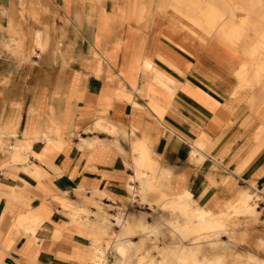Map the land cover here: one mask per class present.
<instances>
[{"label":"crops","instance_id":"1","mask_svg":"<svg viewBox=\"0 0 264 264\" xmlns=\"http://www.w3.org/2000/svg\"><path fill=\"white\" fill-rule=\"evenodd\" d=\"M218 27L160 0H0V264H78L62 200L185 193L264 264V52Z\"/></svg>","mask_w":264,"mask_h":264},{"label":"bare ground","instance_id":"2","mask_svg":"<svg viewBox=\"0 0 264 264\" xmlns=\"http://www.w3.org/2000/svg\"><path fill=\"white\" fill-rule=\"evenodd\" d=\"M160 2L163 8L175 10L209 33L226 19L227 22L218 28L222 30L223 25L232 28L234 34L230 40L238 48L244 47L247 30H254L257 42L253 51L264 52V0ZM233 9L245 12L246 16L240 17L239 23L234 21L236 16L232 15ZM38 47L43 48L42 44H38ZM159 206V214L151 224L147 222L144 214L133 218L119 215L109 219L101 212L97 213L93 222L89 219L87 210L78 209L69 201L62 200L61 212L70 218L71 225L75 226V233L88 238L91 244L86 248L75 247L71 255L60 254L61 258L78 264H108L109 254L114 257V264H226L233 259V239L226 242L219 239L225 230V224L212 219L196 207L189 193ZM25 223L31 224L26 226V231L35 233L38 220L35 217L27 218L19 226L23 227ZM111 224L120 228L112 237L108 235ZM56 237L60 238L61 233L57 232ZM109 237L114 242L111 247L102 244ZM134 237H139V240H133ZM147 242L154 244L155 252L146 251ZM158 243H163V246L160 247ZM251 260L252 264H258L254 258Z\"/></svg>","mask_w":264,"mask_h":264},{"label":"rangeland","instance_id":"3","mask_svg":"<svg viewBox=\"0 0 264 264\" xmlns=\"http://www.w3.org/2000/svg\"><path fill=\"white\" fill-rule=\"evenodd\" d=\"M232 15H235L238 18L246 16L245 12L240 11V10H235V9L232 10ZM262 27L264 28V26H262ZM159 208H160L159 205L152 206V205L136 204V205H132V207H130L126 211H118V210L116 211V210H113L114 207H112L111 211L110 210L105 211L104 207H102L101 214L102 215L105 214V216H108L109 219H113L114 217L119 216V215L125 216L127 218H133L139 214H144L147 217V222L151 224V223H154L156 216L159 214L158 213ZM91 215H92V217L97 216V214H90V213L88 216H91ZM95 220H96V217H95ZM109 227L110 228L108 231L109 232L108 235H111V237L120 231V228L114 224H111ZM237 232H238L237 230L225 226V230H224L223 234L219 237V239L223 242H226L229 239H233V242L231 244V248H232V252H233L234 257L232 260H228V262L226 264H230V263H233V264H252L253 261L251 260V258H254L258 264L262 263L256 257H253L252 254L242 253L239 250ZM133 240H135V241L139 240V237H134ZM102 244L103 245L107 244L109 247H111V246H113L114 242L109 237V238H106L105 241L102 242ZM158 244L160 247L163 246V243H158ZM154 247H155L154 244H152L151 242H147V244L145 245L146 251L147 250H153L152 252H155ZM256 249L259 251L260 250L262 251V246L261 245H260V247L257 246ZM205 252H207V254L210 255V253H208V251H205ZM109 253H111V251ZM251 253H253V252H251ZM114 263H115L114 257L109 254L108 264H114Z\"/></svg>","mask_w":264,"mask_h":264}]
</instances>
